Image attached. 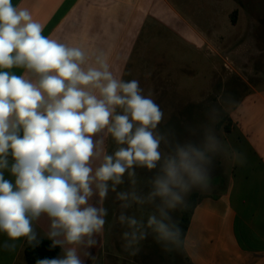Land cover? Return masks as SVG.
Returning <instances> with one entry per match:
<instances>
[{
    "label": "clouds",
    "instance_id": "1",
    "mask_svg": "<svg viewBox=\"0 0 264 264\" xmlns=\"http://www.w3.org/2000/svg\"><path fill=\"white\" fill-rule=\"evenodd\" d=\"M22 69L21 75L10 70ZM223 90L205 119L161 131L164 112L136 79L117 78L103 51L43 35V25L12 0H0V248L46 239L55 257L35 264H88L107 223L110 193L126 250L153 237L166 251L196 247L172 213L193 191L212 189L224 144L215 124ZM243 166L246 156L232 150ZM148 175L140 185L139 171ZM128 185L122 188L123 185ZM149 205L146 222L126 210ZM40 223L43 234L37 231Z\"/></svg>",
    "mask_w": 264,
    "mask_h": 264
},
{
    "label": "crops",
    "instance_id": "2",
    "mask_svg": "<svg viewBox=\"0 0 264 264\" xmlns=\"http://www.w3.org/2000/svg\"><path fill=\"white\" fill-rule=\"evenodd\" d=\"M191 1V0H188ZM196 1V0H194ZM27 8L43 25V35L71 46L83 47L91 56L105 53L113 74L125 77L140 42L149 43L160 27L181 42L204 50L212 60L218 45L240 75H257L248 81L244 94L230 112V130L225 133L227 181L219 192L201 197L195 207L186 237L196 247L182 248L188 264H264V71H254L251 61L264 60V48L248 9L237 0H208L188 6L186 0H12ZM237 13L235 19L232 14ZM246 62L248 64H246ZM21 75L23 70H10ZM253 71V72H252ZM243 152L241 166L232 150ZM221 178L213 183L220 184ZM105 206V204H104ZM37 231L43 234L40 223ZM7 236L0 233V244ZM107 229L98 237L88 264H119L107 252ZM24 238L15 250L0 248V264H28Z\"/></svg>",
    "mask_w": 264,
    "mask_h": 264
},
{
    "label": "rangeland",
    "instance_id": "3",
    "mask_svg": "<svg viewBox=\"0 0 264 264\" xmlns=\"http://www.w3.org/2000/svg\"><path fill=\"white\" fill-rule=\"evenodd\" d=\"M179 0H175V2ZM187 1L188 6L194 3L205 4L208 0ZM248 9L251 20L258 21L260 27L256 34L260 39V48H264V0H237ZM237 13L232 14L235 19ZM227 45H218L212 60L205 51L209 48L199 50L194 46L179 42L173 34L163 28H156L154 36L149 43L140 42L136 53L126 71L124 80L136 79L144 90V94H151L152 98L164 112V119L159 126L161 131L174 129L176 136L183 139L185 136V125L195 124L205 119V110L212 104L217 103V97L223 94L231 97L234 103H219L221 117L215 124L217 134L224 144V152L216 157L214 178H221L220 184L213 183L210 191L196 193L198 200L201 197L219 192L225 186L227 176L225 173V157L227 152L225 133L229 123L230 112L233 104L244 94L248 81L254 82L257 75L247 76L242 70L243 62L238 61L235 67L239 73L233 72V64L227 59L225 50ZM254 71L258 68L264 71V60L251 61ZM246 64H248L246 62ZM242 68V69H241ZM253 72V71H252ZM231 121V120H230ZM140 185H143L144 176L148 175L143 170L139 171ZM122 188L128 185L121 186ZM191 194L187 198L189 200ZM120 202L115 199V194L110 193L105 201L108 209L107 216V252L110 257L119 264H188L182 249L166 251L162 245L156 243L151 235L148 239L141 241L138 251L126 250L122 233L126 227L122 226L117 217L121 211ZM154 209L149 206H133L126 210L129 215H134L145 222L148 215ZM172 215L180 220L182 209H177Z\"/></svg>",
    "mask_w": 264,
    "mask_h": 264
},
{
    "label": "trees",
    "instance_id": "4",
    "mask_svg": "<svg viewBox=\"0 0 264 264\" xmlns=\"http://www.w3.org/2000/svg\"><path fill=\"white\" fill-rule=\"evenodd\" d=\"M229 130L230 128L227 127V131ZM198 201L199 200L197 198V194L193 193L191 194L188 200V206L182 209V215H181L179 222H180V227L184 230L185 235L189 228L191 217H192L195 207L198 204ZM49 243H50L49 241L44 239L41 245L35 249L27 245L25 248V257H26L27 263L35 264V261L38 258H44V257L51 258V257L57 256L60 252V249L56 248L53 250H49Z\"/></svg>",
    "mask_w": 264,
    "mask_h": 264
}]
</instances>
